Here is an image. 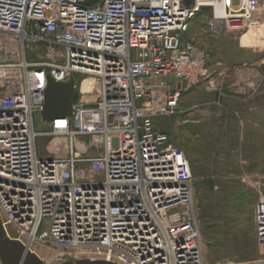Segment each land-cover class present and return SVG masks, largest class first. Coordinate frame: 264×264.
Instances as JSON below:
<instances>
[{
	"label": "built area",
	"instance_id": "1",
	"mask_svg": "<svg viewBox=\"0 0 264 264\" xmlns=\"http://www.w3.org/2000/svg\"><path fill=\"white\" fill-rule=\"evenodd\" d=\"M263 19L264 0H0V69L21 71L19 90L0 87L7 236L53 249L52 264H205L191 163L161 119L195 88L226 96L204 37ZM47 74L74 79L72 113L38 130ZM43 136L63 139L56 156H40ZM254 224L264 249V195Z\"/></svg>",
	"mask_w": 264,
	"mask_h": 264
},
{
	"label": "rangeland",
	"instance_id": "2",
	"mask_svg": "<svg viewBox=\"0 0 264 264\" xmlns=\"http://www.w3.org/2000/svg\"><path fill=\"white\" fill-rule=\"evenodd\" d=\"M245 33L255 39V45L251 50H264V23L243 31H232L217 39L204 37L206 49L208 52L220 49H224L228 54L236 52ZM6 56L7 54H2L1 63L10 62ZM37 58L38 52L31 50L30 59ZM20 76L21 71L17 67L1 68L0 87L13 85L14 89L19 90ZM77 93L79 94V91ZM199 109L202 114L206 112L204 106H200ZM208 110L213 113L214 104ZM184 115L181 105L177 115L161 119L160 128L186 152L191 163L196 214L204 243L205 264H253L264 257V249L256 241L254 224L256 201L264 195V144L256 145L254 178L250 176L246 178V169L242 173L235 167H217L219 162L216 161L215 140L218 131L214 116L211 115L208 120L204 119L200 124H195L190 134L189 124H185L187 126L183 124ZM35 126L38 130L49 128V124L44 122L38 113L35 116ZM259 126L260 129H264L263 122H260ZM58 143H63V139L52 136L40 137L38 139L40 156H56ZM34 249L40 254L44 264H52L47 259L56 254L53 249L40 243H36Z\"/></svg>",
	"mask_w": 264,
	"mask_h": 264
},
{
	"label": "crops",
	"instance_id": "3",
	"mask_svg": "<svg viewBox=\"0 0 264 264\" xmlns=\"http://www.w3.org/2000/svg\"><path fill=\"white\" fill-rule=\"evenodd\" d=\"M252 47L239 44L238 51L231 54L224 49L210 51L212 66L217 68V62H222L228 69L219 76L226 96L219 98L198 87L184 95L181 105L183 124H189L190 134L195 124L214 116L217 167H235L242 173L246 169V178L253 179L256 145L264 144V129L259 128L260 122L264 123V50ZM216 99L220 105H214L212 113L208 110L212 104H208ZM200 106L206 109L204 114L198 111Z\"/></svg>",
	"mask_w": 264,
	"mask_h": 264
},
{
	"label": "water",
	"instance_id": "4",
	"mask_svg": "<svg viewBox=\"0 0 264 264\" xmlns=\"http://www.w3.org/2000/svg\"><path fill=\"white\" fill-rule=\"evenodd\" d=\"M188 2V0H186ZM74 79L68 82H57L47 74L45 101L41 111L44 122L50 123L58 117L70 116L72 113ZM0 263L1 264H44L42 259L20 241L10 239L0 222ZM73 264H115L112 262L88 259Z\"/></svg>",
	"mask_w": 264,
	"mask_h": 264
},
{
	"label": "bare ground",
	"instance_id": "5",
	"mask_svg": "<svg viewBox=\"0 0 264 264\" xmlns=\"http://www.w3.org/2000/svg\"><path fill=\"white\" fill-rule=\"evenodd\" d=\"M254 41H255V39L253 37H251L249 34L245 33V34L242 35V37L240 39V45L243 46V47H252V46L255 45ZM21 149H22V154H23L22 164H24V165H22V167L25 168L27 166L26 164L28 162L27 161L28 156H27V152H26V150H27L26 145L22 144ZM32 251L35 252L39 257H41L40 254L34 248L32 249Z\"/></svg>",
	"mask_w": 264,
	"mask_h": 264
}]
</instances>
